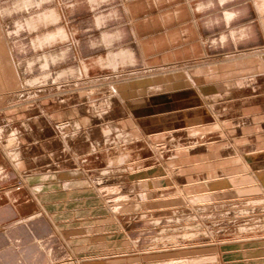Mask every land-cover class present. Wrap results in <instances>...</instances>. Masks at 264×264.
<instances>
[{
    "label": "rangeland",
    "instance_id": "374dc122",
    "mask_svg": "<svg viewBox=\"0 0 264 264\" xmlns=\"http://www.w3.org/2000/svg\"><path fill=\"white\" fill-rule=\"evenodd\" d=\"M174 1L120 0L106 7L112 0H59L60 6L56 0H0V63L20 66L0 69V114L5 116L0 127L12 119L6 113L19 109L24 113L18 115L24 114L26 119L15 124L21 131L32 117L30 129L40 127L41 121L49 122L61 150L42 152L36 158L38 165L69 155L72 145L81 142L72 151L78 168L55 163L44 171L62 180L75 174L58 172L82 170L109 223L115 224V243L109 242V247L102 233L90 239L91 232L108 231L109 227L88 228L79 235L83 243L64 239L71 248L67 256L59 258L48 247L52 257L40 264H264V42L236 47L254 33L251 25H245L250 21L235 22L245 14L246 0ZM249 1L264 41V0ZM153 7L156 13L135 17ZM85 8L92 11L91 27L101 33L98 46L108 50L102 56L70 62L77 58L80 43L76 38L80 29L71 17ZM123 11L131 16L123 18ZM63 12L72 22L71 29L60 24ZM14 15L18 17L8 25L6 18ZM184 17L187 19L182 20ZM170 23L174 27L164 31L179 34V45L169 38L168 50L160 53L158 42L145 46L139 38V55L128 43L123 45L119 40L122 32L115 27L125 25L138 33L141 28L153 30ZM201 27L214 30L208 35L209 44H203L206 36L197 33ZM22 31L34 34L20 40ZM192 31L196 35L192 42L199 46L217 49L232 41L234 47L218 54L194 56L196 52H192L177 60V49L180 53L194 50L192 45L184 47ZM58 41L61 46L56 50L46 49ZM26 46L35 51L29 57ZM62 62L67 64L54 66ZM90 63L104 71L89 77ZM35 64L38 71L29 74ZM63 78L66 81L61 87L56 86ZM50 86L53 90L41 93ZM125 89L130 98L159 90L177 96L163 97L159 107L152 105L139 113L142 118L152 115L142 121L150 130L142 131L133 125L132 116L127 118L130 128L113 121L127 106ZM59 91L60 96L56 95ZM116 92L121 98H103ZM71 97L78 101L64 109L63 116L51 113L56 109L44 108ZM40 104L41 112L30 109ZM2 130L0 158L9 160L17 172L18 150L8 147L10 141L3 140ZM16 134L17 130L11 132L10 140ZM29 134L30 139L44 135L34 128ZM209 134L211 141L207 142ZM53 140L38 145L49 148ZM23 156L27 158L24 152ZM27 165L32 164L23 167ZM186 174H190L186 176L189 180L176 179ZM61 185V190L70 193L66 188L72 183L62 181ZM31 188L56 233L65 238L49 204L43 203L44 192L37 185ZM91 245L99 252L88 253Z\"/></svg>",
    "mask_w": 264,
    "mask_h": 264
},
{
    "label": "crops",
    "instance_id": "0c3cea01",
    "mask_svg": "<svg viewBox=\"0 0 264 264\" xmlns=\"http://www.w3.org/2000/svg\"><path fill=\"white\" fill-rule=\"evenodd\" d=\"M57 5L59 4V0H56ZM183 0H175L174 2H182ZM228 1V0H227ZM120 3V0H112L111 2L105 3L104 5L106 7H111L112 5H116ZM230 3V2H229ZM247 6V9L245 11V14L237 19L235 22L241 23L245 20L250 21V23H246V27L250 26L252 27V30L254 33H252V36H249V39L247 42H242L241 44H236V47H244V46H255L262 44L263 38L261 35V28L259 22L256 20V16L254 15L253 9L251 8V4L249 0H246L244 2ZM84 5H86L84 3ZM82 5V7L84 6ZM60 6V4L58 5ZM85 7V6H84ZM113 7V6H112ZM120 9V8H119ZM156 8H151L148 12H138V14H135V17H141L145 14H152L156 13ZM63 14L62 22L60 23L65 24L66 27L69 26L71 29L72 22H70V18L66 17V12ZM91 14V15H90ZM196 16L198 15L197 12H195ZM123 15V16H122ZM88 16V17H87ZM92 16V11H90L88 8H85L84 10L76 11L74 15H72L71 19L75 20L76 26L80 29L78 35L76 38L80 39V43L77 45V58L74 60H71L70 62L74 61L77 63V59L80 57L81 59L86 58L90 55H93L94 57H97L98 55H105L108 48L103 46L99 47V40H101V33L98 29H95L92 26V22L90 21V17ZM121 16L125 19L130 17V13L128 11H123ZM18 16H10L6 18V21L9 23L8 25L12 26L13 19L17 18ZM69 18V19H68ZM68 19V20H67ZM187 17L182 18V20H186ZM6 21L4 23H6ZM180 22V21H179ZM2 22L3 25L4 24ZM112 24V23H111ZM115 25V24H114ZM2 26V25H1ZM52 27V26H50ZM120 31L122 32L121 38L119 39L121 42L128 43L130 47H134L135 52L139 55V48L138 43L136 40L141 38V41L144 43L145 46H150L151 41L155 40L159 43L157 50L161 53L163 51L168 50L169 45L167 39L175 38L178 40L175 42L176 45H179V34L176 35V32L174 31H164L165 27L171 28L174 27L173 23L158 26L156 28L152 29H143L141 28L138 33L131 30L130 27L121 25L116 26ZM3 30L4 27L2 26ZM200 32L199 35L205 37V43L207 44L209 42L208 35L214 30H209L208 28L199 29ZM6 31V29H5ZM4 31V36L7 35V33ZM20 40H27L28 37H31V35L34 34V32H20ZM190 37L188 39V42L184 44V47L188 48L189 45L193 46V51L186 49L183 53H180V50L174 51L175 58L177 60H182L185 57L191 56L192 52H196L194 56H199L203 52H208L210 54H218V52L226 51L230 47H234V44L232 41L230 43H226L224 46H218L217 49H215L213 46L207 45L206 47L199 46L198 44L192 42L196 39V35L194 34V31L190 32ZM30 35V36H29ZM3 36V38H4ZM8 36V35H7ZM6 36V37H7ZM185 36H188V34ZM184 37V36H183ZM178 38V39H177ZM19 39V38H17ZM9 42H12V40H9ZM235 42V41H234ZM6 44L4 39V44L2 47H4ZM90 44H93V46L90 47ZM174 44V45H175ZM209 44V43H208ZM61 46V42L58 41L57 44H55L53 47H48L46 49H50V51L56 50L58 47ZM143 46V47H145ZM27 56L29 57L32 52H35L33 50V47L26 46ZM113 48V47H112ZM3 49V48H1ZM45 49V50H46ZM106 49V52L104 53ZM156 50V49H154ZM1 51V50H0ZM41 51V50H37ZM104 53V54H102ZM75 54V55H76ZM39 55V54H38ZM19 56V55H18ZM21 55L19 56V58ZM15 58L17 59V56L15 55ZM22 58V57H21ZM191 58V57H190ZM168 62H173L168 61ZM178 62V61H177ZM155 63V62H154ZM65 62L57 63V68L64 66ZM138 64H142L139 62ZM155 64H161L159 62H156ZM20 67L19 65H15L13 62L10 64V66H4L0 63V69L4 70L5 68L10 67ZM73 66V65H72ZM38 64H35L33 67V70L31 72H28L29 74H33L37 72ZM65 70V69H64ZM54 71H57L54 69ZM62 71V70H58ZM104 70L100 69L97 65H91L88 70V75L93 76L96 74H100ZM27 73V74H28ZM87 75V76H88ZM31 78V76L29 77ZM66 81V78H63L62 81L57 82L60 83L59 85H56L54 82H49L50 84L53 83L56 86L61 87V84ZM47 84V83H45ZM53 86L46 87L41 92H49L50 90H53ZM124 96L127 99V102L125 105H127L123 110V113H119L115 116H113V121L115 123H118L119 125L126 124V127L130 128V125L127 123V118H130L131 116L133 118V125H138V127L142 131H147L149 129L148 127L144 126L143 120L147 119V117H152V115H147L142 117H139V113H142L143 111L147 110L149 106H157L159 107L160 102L162 101L163 97L170 96V97H176L177 95L172 96L170 94V90L166 92L165 90H159V91H152V92H139L136 93L137 95H134L132 98L129 97L127 89L123 92ZM56 95L60 96V91L56 93ZM55 95V96H56ZM45 96V98H48V96ZM74 96V95H73ZM42 97V96H41ZM77 97V96H76ZM109 97H117L121 98L120 94L116 92V95L111 94L109 96L103 97V98H109ZM43 98V97H42ZM92 99V98H91ZM66 100V99H65ZM58 101L53 102L52 104L48 105L44 108L51 111L53 109H56L55 111L51 112L52 114H57L59 116H63L65 114L66 108H69L72 104L77 103L78 99L75 97H71L69 100L66 101ZM93 100V99H92ZM93 105V104H92ZM94 106V105H93ZM42 105H36L34 108L30 107L31 110L37 109L38 111H42ZM91 107V106H90ZM95 107V106H94ZM92 108V107H91ZM129 110V111H128ZM20 113H24V110H13L9 111V113H6L7 118L12 117V119L9 121L10 123L7 124L5 127L2 128V138L4 141L9 142V148L18 150V158L15 159L16 166L18 168V173L13 169L12 165L10 164V161L6 158H0V264H40L44 263L45 261L49 260L50 257H52L48 251V247H52V250L60 256H67L68 251L71 249L70 246L65 242L64 239H68L70 241H73V243H83V230L85 232V229L88 228H101V227H109L110 229L108 231H93L90 234V239L94 238V235H97L96 233H102L103 238L105 242H107V247H109V242L115 243V234H114V226L115 224L109 223V217H106L104 208L101 206V204L96 200L94 191L91 190L88 186V183L86 182V179L84 178V174L82 173V170L76 169L73 171H63L58 172L57 174H68L74 173L75 175L69 178L65 179H57L55 177L54 173H46L44 171L45 168H47L49 165L53 166L55 163H58L60 166L61 164H65L69 166L68 168H78V165H76L75 159L73 158L72 151H74V147H77L81 142H77L72 145L71 147V153L65 157L57 158L56 161L52 162H44L41 164L36 163V158L40 157L43 152H56L61 150V145L56 143L58 141L56 137V133L53 131V128L51 124L41 121L40 127L36 128V125H33V127L30 129V122L33 121L35 117L30 118V122H26L22 126V131L15 126V124H19L23 121H25V115H18ZM158 113H154V116H156ZM4 116L3 114H0V119H2ZM17 116V117H15ZM34 116V114H33ZM5 117V116H4ZM96 124H92L90 127H95ZM156 125V123H155ZM16 127V128H15ZM8 128L11 129L10 134L6 133L5 130ZM34 128L35 131H41L44 133L41 137L30 139V132ZM151 128V127H150ZM182 129V128H181ZM17 130L16 136L13 138V140H10L11 132ZM150 130V129H149ZM173 130H179V129H173ZM77 131H75L76 133ZM231 135V133H230ZM229 135V136H230ZM233 135V134H232ZM236 135V133H235ZM25 137L27 138L25 141ZM233 137V136H231ZM55 141H54V140ZM206 141H211V134L207 135ZM51 141L48 144L49 148L46 146H39L38 144H45L47 141ZM16 143H13V142ZM64 145L66 143L64 142ZM23 147V150H22ZM27 148V149H26ZM38 148L41 149V151H38ZM35 150V151H34ZM23 152L25 155H27V158H23ZM83 154V153H81ZM32 164L30 166L23 167V164ZM38 170L39 173H35L32 170ZM26 174H31L29 177ZM54 174V176H53ZM191 174V173H190ZM190 174H186L185 176L177 175L176 179L178 180H189L191 177ZM21 176L23 178H21ZM186 178V179H185ZM66 181L72 183V186H68L66 189L70 191V193H66V191L61 190L62 185L61 182ZM24 182L25 185H20L19 183ZM39 186V190L43 191V203L49 204V211L53 215L54 222L58 225L60 230H62L63 234L65 235L63 238L60 236L57 231L54 229V225L52 224L51 220L45 215L44 211L41 209L39 201L33 196L30 189L31 186ZM33 191V190H32ZM72 231H79L78 233H71ZM107 233V234H106ZM74 236V237H72ZM92 244V242H91ZM112 244V245H113ZM98 247L96 246H90V250L88 253L95 254L98 251ZM96 249V250H94ZM88 250V249H87ZM87 252V251H86Z\"/></svg>",
    "mask_w": 264,
    "mask_h": 264
}]
</instances>
